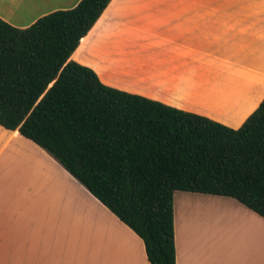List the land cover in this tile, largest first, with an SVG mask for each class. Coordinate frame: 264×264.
<instances>
[{"label": "crops", "instance_id": "crops-1", "mask_svg": "<svg viewBox=\"0 0 264 264\" xmlns=\"http://www.w3.org/2000/svg\"><path fill=\"white\" fill-rule=\"evenodd\" d=\"M80 1L0 0V18L24 30ZM70 59L111 88L238 129L264 99L249 110L264 90V0H112ZM174 226L176 264H264V219L232 198L176 192ZM0 264L150 263L51 155L0 126Z\"/></svg>", "mask_w": 264, "mask_h": 264}, {"label": "trees", "instance_id": "trees-1", "mask_svg": "<svg viewBox=\"0 0 264 264\" xmlns=\"http://www.w3.org/2000/svg\"><path fill=\"white\" fill-rule=\"evenodd\" d=\"M112 0L18 29L0 18V126L51 155L144 242L176 264V192L232 198L264 219V99L238 129L103 84L71 60Z\"/></svg>", "mask_w": 264, "mask_h": 264}, {"label": "rangeland", "instance_id": "rangeland-1", "mask_svg": "<svg viewBox=\"0 0 264 264\" xmlns=\"http://www.w3.org/2000/svg\"><path fill=\"white\" fill-rule=\"evenodd\" d=\"M250 80L247 78V81ZM264 95V90L262 92H260L257 96H256V99H255V102L250 106L249 110H252L253 108H255V106H257L259 100L263 97ZM248 110V111H249Z\"/></svg>", "mask_w": 264, "mask_h": 264}]
</instances>
